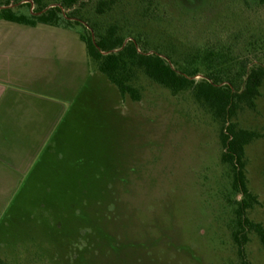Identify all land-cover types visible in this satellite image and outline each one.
Listing matches in <instances>:
<instances>
[{
  "label": "rangeland",
  "instance_id": "1",
  "mask_svg": "<svg viewBox=\"0 0 264 264\" xmlns=\"http://www.w3.org/2000/svg\"><path fill=\"white\" fill-rule=\"evenodd\" d=\"M38 2L63 0H0L24 14ZM72 11L83 26L114 28L124 43L196 69L195 81L264 64V0H78ZM89 61L94 73L0 214V263L264 264L255 232L238 253L242 198L221 162L224 126L193 88L172 94L132 67L133 102ZM231 122L260 135L245 148L258 199L246 216L264 228V83L255 109Z\"/></svg>",
  "mask_w": 264,
  "mask_h": 264
},
{
  "label": "crops",
  "instance_id": "2",
  "mask_svg": "<svg viewBox=\"0 0 264 264\" xmlns=\"http://www.w3.org/2000/svg\"><path fill=\"white\" fill-rule=\"evenodd\" d=\"M93 73L75 30L0 20V214Z\"/></svg>",
  "mask_w": 264,
  "mask_h": 264
},
{
  "label": "trees",
  "instance_id": "3",
  "mask_svg": "<svg viewBox=\"0 0 264 264\" xmlns=\"http://www.w3.org/2000/svg\"><path fill=\"white\" fill-rule=\"evenodd\" d=\"M77 1L63 0L61 6L50 8L38 2L37 7L28 14L17 13L11 8H1L0 3V20L26 26H36L41 23L75 30L85 44L88 59L96 64L97 71L118 89L122 97L128 96L133 102H138L141 94L138 89L129 84L132 67L142 69L149 79L169 89L172 94L193 88L196 100L207 106L224 126L221 132L223 146L221 162L232 166V188L242 198L237 209L238 230L233 234L238 253L244 256V244L247 242L248 232H255L264 245L263 226L252 222L246 216V212L258 203V199L247 188L245 148L260 135L239 129L235 123L231 122L239 109L244 107L250 110L255 109L260 88L264 83V64L243 68L233 78L229 74L222 78L221 73H217L208 74L199 81H195V77L198 76L196 69L174 68L159 54L150 52L146 48L140 49L138 44L132 41L124 43V39L117 35L114 28L99 32L89 23L83 26L73 13L74 11L64 12V10H71ZM101 4L104 5V1ZM78 26L82 27L83 32L78 30Z\"/></svg>",
  "mask_w": 264,
  "mask_h": 264
}]
</instances>
